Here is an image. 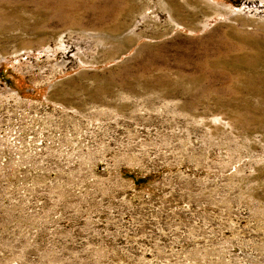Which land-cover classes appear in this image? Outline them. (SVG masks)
I'll return each mask as SVG.
<instances>
[{
    "label": "rangeland",
    "instance_id": "1",
    "mask_svg": "<svg viewBox=\"0 0 264 264\" xmlns=\"http://www.w3.org/2000/svg\"><path fill=\"white\" fill-rule=\"evenodd\" d=\"M0 264H264V0H0Z\"/></svg>",
    "mask_w": 264,
    "mask_h": 264
},
{
    "label": "bare ground",
    "instance_id": "2",
    "mask_svg": "<svg viewBox=\"0 0 264 264\" xmlns=\"http://www.w3.org/2000/svg\"><path fill=\"white\" fill-rule=\"evenodd\" d=\"M220 8V7H219ZM235 11V10H234ZM225 12V11H224ZM146 16L145 15H142V18H145Z\"/></svg>",
    "mask_w": 264,
    "mask_h": 264
},
{
    "label": "built area",
    "instance_id": "3",
    "mask_svg": "<svg viewBox=\"0 0 264 264\" xmlns=\"http://www.w3.org/2000/svg\"><path fill=\"white\" fill-rule=\"evenodd\" d=\"M259 4V3H258ZM259 7H263V6H259Z\"/></svg>",
    "mask_w": 264,
    "mask_h": 264
}]
</instances>
